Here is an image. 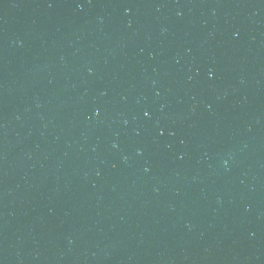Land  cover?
Masks as SVG:
<instances>
[{
    "label": "water",
    "instance_id": "95a60500",
    "mask_svg": "<svg viewBox=\"0 0 264 264\" xmlns=\"http://www.w3.org/2000/svg\"><path fill=\"white\" fill-rule=\"evenodd\" d=\"M0 264H264V0H0Z\"/></svg>",
    "mask_w": 264,
    "mask_h": 264
}]
</instances>
